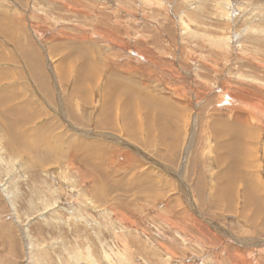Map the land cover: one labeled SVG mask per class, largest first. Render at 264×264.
Here are the masks:
<instances>
[{
	"label": "rangeland",
	"instance_id": "374dc122",
	"mask_svg": "<svg viewBox=\"0 0 264 264\" xmlns=\"http://www.w3.org/2000/svg\"><path fill=\"white\" fill-rule=\"evenodd\" d=\"M0 27L7 94L16 87L20 105H51L49 145L78 135L103 147L97 157L107 165L95 181L78 156L58 162L33 150L39 140L12 149L0 106V264H264V215L244 204L237 178L224 184L236 183L235 206L212 202L218 173L230 164L215 162L216 143L205 132L218 121L252 127L239 139L241 147L249 141L256 164L244 173L264 188V0H0ZM84 41L98 44L103 73L83 110L89 119L70 123L60 94L73 91L74 74L61 85L55 64L63 55L53 48L72 51ZM13 43L37 50L51 100ZM109 78L113 90L124 83L133 92L142 112L141 121L132 112L135 126L145 127L139 138L118 125L120 109L112 126L98 124ZM147 98L157 112L161 102L172 104L177 121L184 112L182 128L163 121L173 138L158 137L156 114L145 121ZM110 180L119 182L108 187Z\"/></svg>",
	"mask_w": 264,
	"mask_h": 264
},
{
	"label": "bare ground",
	"instance_id": "6f19581e",
	"mask_svg": "<svg viewBox=\"0 0 264 264\" xmlns=\"http://www.w3.org/2000/svg\"><path fill=\"white\" fill-rule=\"evenodd\" d=\"M83 40H85V37L83 38ZM84 42L86 43V41ZM85 43H81V45H79L78 43L72 51H68L65 45H64V48L60 47V45L62 46L63 43H58L53 48V51L55 50H57L58 52L61 51L63 55L62 59L55 64V69H56L58 79L61 85L68 81V78L70 75L74 74V83L71 87V90L73 89V91L67 92V91H63L62 89V92L60 94L61 102H63L64 108H65L64 111H65L66 120L70 123L75 120L78 121V120L89 119V117L83 113V110H85L86 108L90 106V102L88 98L89 99L91 98L90 97L91 95L90 89H92L91 85L97 84L98 83L97 81H99L103 73V62H101V59H99L97 55L95 56L96 53H100V50L96 47V45L98 44L92 43L93 46L91 45L90 47L89 46L90 43H86V44ZM13 45L15 47H18L14 43ZM28 46H30L29 47L30 49H27ZM19 53H20L21 58H23L24 60L28 62L29 70L31 74L35 77L39 87L45 92L48 100H51L50 98L51 88L49 86L50 85L49 78L45 71L43 63L41 62V59H39L37 56L39 55L37 50L33 49L32 44H28V45H22L19 50ZM106 58L107 59L104 62H109L110 55ZM3 59H4L3 56L0 54V62ZM69 64H71V66H69L70 68H68ZM73 68L75 69L71 71ZM0 71H1L0 87L5 89V90H0V106L6 105V110H8L7 114L9 118H7L6 116L5 117L7 118V122H9V126L11 127L8 141L10 142L11 145H13L12 149L14 150L18 149L23 144L22 141L30 142L32 140L31 143H28L29 146H31L33 140L34 141L39 140V142L35 144L32 147V149L33 150H39V149L43 150L42 151L43 153H41L40 150L38 151L40 155L41 154L51 155L53 153L52 156H54L55 157L54 159H57L58 162H63L64 160H68V159L73 160L75 156L76 157L78 156L79 161L84 163L83 168L89 171L90 177H93L95 181L98 180V176H100L101 174L104 175L105 171L103 173H101V171L103 169L105 170L107 165L105 168L101 167V166H105V163L102 162L97 157L98 155H100V152L103 150V147L98 144H93V143L81 140L79 136L78 135L76 136L75 134L72 135L73 137L76 136L77 138L75 140L73 139L74 141L66 140L67 143L66 142L63 143L64 140H62V137L58 136L53 141L54 142L53 147L51 146L52 144L49 145L51 142L52 128L54 127V124H55L53 121L52 113L46 112L48 111L46 109L47 108L50 109L51 105L49 106L48 104L43 102V105L41 108V107L32 105L30 101H25L23 104L20 105L17 102V97H14L20 91H16V87H14L10 91L11 94L8 95L7 89L10 86L4 87L3 82H5L9 78V76H6L3 74L4 69H1V66H0ZM97 73H98V78L95 75ZM126 80L128 81L130 85H134L132 84L134 79L126 78ZM109 82L111 86H106L103 84V86L101 87L102 93H103L102 108L100 110V114L98 115V124L101 127L112 126L111 119H114V120L116 119L115 116L117 115V111L120 109L118 113V123H119L118 125H120L122 129L124 128L123 130L126 131L125 135L131 136V138H135V139L136 137L139 138L138 134H140L142 130L144 131L145 127L143 128V126L138 125V128H137V126H135L134 115L132 112H134V110L136 111V113L139 116L140 121H141L142 112L137 104V100L134 98L133 92L124 83H122L118 91L115 89L113 90L111 78H109ZM115 102L118 103L117 105L118 108L115 107ZM153 104H156V103H154L151 99L149 98L145 99V110H146L145 121H147V123L153 122L152 117L154 114H156L155 121L153 122L155 124H153V126L157 130L156 133L158 134V137L159 138H173L174 133H170V130L167 129V127L165 126L166 124L164 123L167 121L173 127H175L176 125L178 126L177 128H182L179 122L180 123L183 122L184 112L179 113V115L181 116V120L177 121L178 114L176 112L178 110L174 109L176 111L175 112L171 107L172 104H169L168 102L167 103L161 102V104L163 105L158 106V109H159L158 112L155 110H151V105L153 107L155 106ZM149 110L152 111L151 114ZM180 110H184V109L181 108ZM39 119H42V120L38 124H35V122L38 121ZM51 124H53L52 128H51ZM244 124L245 123H242V124L238 123V121L237 122L227 121V123L223 124L221 121H218V122H214L213 124H211V126H209V128L205 129V132H208V131L210 132V133L208 132L209 137H213V140L216 143L215 151H214L215 162H217V164H221V163H224L225 161H228V163L230 164L229 167L225 169L222 173H218L217 181L219 182L220 185H218V187L216 186L215 188L214 199L212 202L215 205L216 204L225 205V203H226V206L228 204L234 205L235 203L234 201L237 200L234 198L236 197V194L238 196V193L236 192V187H237L235 185L236 183L233 184L234 182L233 181L230 187L224 186V184L226 183V181H228L229 178L231 181L234 178H237L240 185L242 184V190H244V194H243L244 204H249V206L250 204H252L254 206L255 210H253V214L255 216L264 215L263 185L261 181L259 182L260 179H258L259 177L257 175L255 176L254 174H251V172L249 173V171H247L248 170L247 168H251L256 165L253 162L255 159L254 151L252 150L251 147H249L250 146L249 141L247 142L246 145L244 144L245 145L244 147H241V145H239V142L241 141L239 139L244 137L245 135H250L252 132V127L247 128V125H244ZM43 130H46V133L48 134L47 137L44 135ZM39 131L40 132L42 131V133H39ZM178 131H179L180 137H182L181 136L182 133L183 135L185 133L184 129L182 131L180 130ZM145 132H147V134L150 135V132L148 131V129H146ZM151 132L153 133L152 127H151ZM39 143L40 145H43L45 148L38 147ZM63 145L64 147H61ZM247 145H249L248 147L250 148V151H249V148H247ZM219 149H223L224 152L218 153ZM170 156L171 158H173L175 156V152L174 154L171 152ZM85 157H89V158L85 160L84 159ZM34 160H32L31 162L37 163L35 167H38V164L40 165L43 164L41 162H38L37 160L36 161ZM192 160H194V157L192 158ZM39 161H42V160H39ZM245 169H247L246 170L247 173H244ZM201 181L204 182V179H201ZM118 182L119 181L112 182L110 180L111 184L108 187H112V185L116 187ZM135 183H137V180L135 181ZM105 188H107V186H105ZM237 190L239 192V188H237ZM255 216H253L252 219L250 220L253 222V226H257L258 224V222L254 221V219L256 218ZM261 219H263V222H264V218H261Z\"/></svg>",
	"mask_w": 264,
	"mask_h": 264
},
{
	"label": "crops",
	"instance_id": "0c3cea01",
	"mask_svg": "<svg viewBox=\"0 0 264 264\" xmlns=\"http://www.w3.org/2000/svg\"><path fill=\"white\" fill-rule=\"evenodd\" d=\"M16 46H19V45H28L30 43H14Z\"/></svg>",
	"mask_w": 264,
	"mask_h": 264
}]
</instances>
